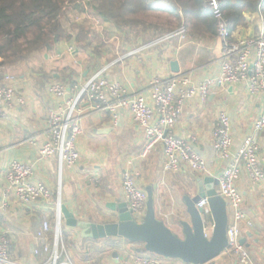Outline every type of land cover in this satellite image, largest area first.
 I'll use <instances>...</instances> for the list:
<instances>
[{
  "label": "crops",
  "instance_id": "crops-1",
  "mask_svg": "<svg viewBox=\"0 0 264 264\" xmlns=\"http://www.w3.org/2000/svg\"><path fill=\"white\" fill-rule=\"evenodd\" d=\"M259 10L245 13L244 22L232 29L235 38L264 32V7ZM96 21L97 26L91 27L87 38H79L77 30L69 29L74 33L70 40L60 41L51 49L34 53L16 64L0 62V83L3 74H13L17 94L25 99V105L15 101L7 108L0 122V199L8 187L5 173L13 160L31 165L33 180L44 183L53 194L50 199L31 204H22L14 194L9 196V209L2 218V226L12 241L11 257L20 264H41L48 259L49 252L44 251V247L53 242L56 194L61 193L62 204L76 218L105 222L108 215H113L108 204L127 202L121 178L126 169L133 171L147 194L151 188L157 217L184 239L182 221L191 222L186 198L197 194L200 180L216 176L229 163L217 159L214 149L220 111L227 112L231 119L233 153L239 150L245 138L253 137L259 143L258 159L264 169V135L254 128L262 112V97L251 94L247 82L216 84L205 102L198 96L189 99L174 128L175 135L186 140L206 161L208 173L186 166L177 172H165L164 144L157 143L142 156L146 136L127 110L119 109L115 119L112 112L94 111L88 104L83 134L77 141L79 163L68 167L61 166L57 156L42 158L40 149L46 140L48 110L78 93L80 87L102 69L110 80L120 82L131 93H143L146 97V89L155 77L186 74L197 88L203 80H217L221 74L222 42L217 34L193 32L189 27L186 39L176 36L157 41L161 36L153 37L152 32H146L129 40L113 22L99 18ZM71 48L74 50L70 51ZM174 61L179 63V72L172 68ZM50 82L64 84L66 96L51 95L47 91ZM31 138L34 143L28 141ZM237 186L244 198L242 208L252 221V225L239 224L240 241L250 254L247 264H264V180L255 183L243 170ZM216 189L218 191V185ZM228 214L231 224L233 216L229 208ZM204 219L206 234L210 237L214 227L212 216L204 215ZM45 221L51 224L52 231L45 235L44 242L39 233ZM62 234L76 264H134L137 254L159 257L165 264H186L180 259L146 252L144 244H133L125 238L83 237L81 229L68 225L63 217ZM212 263L244 264L225 251Z\"/></svg>",
  "mask_w": 264,
  "mask_h": 264
},
{
  "label": "built area",
  "instance_id": "built-area-1",
  "mask_svg": "<svg viewBox=\"0 0 264 264\" xmlns=\"http://www.w3.org/2000/svg\"><path fill=\"white\" fill-rule=\"evenodd\" d=\"M208 6L218 19V37L222 42L221 74L217 80L207 78L197 88L191 84L186 74L177 73L171 77L153 78L146 91L131 93L120 82L107 78L105 69L92 75L78 93L66 98L48 110V125L40 155L42 158L57 156L61 166L74 167L81 158L77 141L83 134V120L86 105L94 111H110L117 118V112L127 110L133 121L142 128L147 143L142 156H146L159 142L164 144L163 170L177 172L183 167L208 173L206 161L192 150L190 144L174 133V128L181 120L184 108L189 99L198 96L207 101L216 84H236L247 82L249 92L262 97V112L254 123L257 133L264 135V32L258 36L235 38L231 23L221 11L219 0H206ZM176 36L186 39L187 27L180 26L176 30L161 36L157 41H164ZM74 49L71 48L70 51ZM47 91L54 97L61 98L67 94V88L60 82H50ZM17 101L25 105V99L18 96L15 76L3 74L0 83V122L6 116L7 108ZM218 127L214 132V149L217 159L228 160L223 169L218 185V194L227 202L233 222L229 224L227 237L228 246L225 252L239 258L241 263L250 261L248 250L240 241L241 222L252 225L243 210L244 198L237 183L243 170L251 180L261 183L264 180V169L260 166L258 154L259 143L253 137L243 140L239 150L234 154V140L231 133V119L227 112L220 111ZM34 143V139L28 140ZM8 187L0 199V264H20L11 257V238L3 229L2 218L9 209V196L14 194L22 204H31L50 199L53 194L42 182L33 180V168L26 163L13 160L5 173ZM122 185L128 207L134 219L142 222L147 212L148 194L137 182V177L130 169L122 172ZM57 220L52 245H45L44 251L49 252L48 259L41 264H76L62 234L61 193L56 194ZM202 214L211 215L208 198L197 204ZM51 224L45 221L39 237L45 242V235L51 232ZM38 252V251H37ZM134 264H165L159 257L137 254Z\"/></svg>",
  "mask_w": 264,
  "mask_h": 264
},
{
  "label": "trees",
  "instance_id": "trees-1",
  "mask_svg": "<svg viewBox=\"0 0 264 264\" xmlns=\"http://www.w3.org/2000/svg\"><path fill=\"white\" fill-rule=\"evenodd\" d=\"M84 1L0 0L2 64L25 61L34 53L70 40L74 33L71 34L63 22L68 6L81 7L80 14L93 13L95 19L113 22L129 40L131 36L146 32H152L153 37L163 36L182 25L193 32L218 34V19L206 6V0H92L91 11L87 10ZM219 1L224 17L231 23V30L244 22L246 12H259L260 7H264V0ZM152 15H165L168 19L165 23H157L150 20ZM82 24H78V32ZM76 35L87 38L90 32L83 27Z\"/></svg>",
  "mask_w": 264,
  "mask_h": 264
},
{
  "label": "water",
  "instance_id": "water-1",
  "mask_svg": "<svg viewBox=\"0 0 264 264\" xmlns=\"http://www.w3.org/2000/svg\"><path fill=\"white\" fill-rule=\"evenodd\" d=\"M172 68L175 72H179V63L174 61ZM221 174L222 170L218 171L216 176H208L200 180L197 194L186 198L191 222L182 221L184 239L179 238L163 220L157 217L151 188H148L147 212L142 222L134 219L127 202L108 204L113 215H108L105 222L80 220L64 204H61L62 216L68 225L80 228L83 237L86 238L121 237L133 244H144L146 252L180 259L186 264H214L212 261L228 246V205L216 189ZM203 198H208L214 222L210 237L206 234L203 210L197 207ZM140 252H143V249H140Z\"/></svg>",
  "mask_w": 264,
  "mask_h": 264
},
{
  "label": "rangeland",
  "instance_id": "rangeland-1",
  "mask_svg": "<svg viewBox=\"0 0 264 264\" xmlns=\"http://www.w3.org/2000/svg\"><path fill=\"white\" fill-rule=\"evenodd\" d=\"M84 4L87 6L86 8H87L88 11L92 10V7H93L92 0H85ZM80 10H81V7H77V8H74L73 6L66 7L65 15L63 16L64 25L67 27V29L76 31V30H79V29H77L78 24H82L83 23L82 26L84 27V29H86L88 32H90V30H92L91 27L95 28L97 26L96 25L97 24V21H96L97 19H95L93 13L80 14L81 13ZM140 16H142V15H140ZM167 19L168 18L165 15H162V16L161 15H152L150 17V20H153L154 22H157V23H165L167 21ZM179 27L180 26H177L176 28H174V30H176ZM82 28H80V31L82 30ZM2 61H0V62H2ZM0 70H2V69H0Z\"/></svg>",
  "mask_w": 264,
  "mask_h": 264
}]
</instances>
